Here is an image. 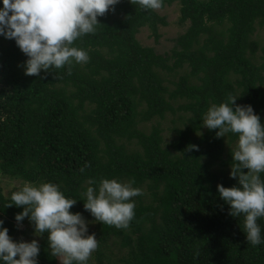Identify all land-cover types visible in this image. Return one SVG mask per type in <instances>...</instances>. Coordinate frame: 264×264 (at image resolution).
<instances>
[{"label": "trees", "instance_id": "1", "mask_svg": "<svg viewBox=\"0 0 264 264\" xmlns=\"http://www.w3.org/2000/svg\"><path fill=\"white\" fill-rule=\"evenodd\" d=\"M173 4L186 29L169 52L136 39L148 28L158 40L165 18L120 0L98 17L94 34L74 43L90 59L71 74L65 66L25 75L27 57L0 37V175L59 185L78 200L70 211L84 218L89 179L134 180L144 194L135 197L129 227L95 225L96 264H264V243L247 242L244 217L230 216L217 191L238 183L230 177L237 137L217 138L202 126L210 105L229 95L264 124V46L252 39L264 25V0H163L162 7ZM168 115L177 119L164 142L158 120ZM9 203L0 187V220L14 240L23 208ZM257 222L264 236V218ZM22 224L40 239L38 264H57L47 234L27 218Z\"/></svg>", "mask_w": 264, "mask_h": 264}, {"label": "clouds", "instance_id": "2", "mask_svg": "<svg viewBox=\"0 0 264 264\" xmlns=\"http://www.w3.org/2000/svg\"><path fill=\"white\" fill-rule=\"evenodd\" d=\"M0 37L14 40L27 57L23 64L25 75L39 76L50 69L86 64L87 51L74 43L88 34H94L98 17L115 10L120 0H0ZM145 11L159 10L163 0H130ZM237 96L229 95L225 102L211 104L202 117V126L216 130V137L235 135L230 177L237 185H217L219 198L229 206V215L244 217L243 232L253 247L264 243L258 224L264 218V124L251 105L236 104ZM235 106V107H233ZM188 150H198L190 145ZM87 167V165H86ZM85 169L81 168L83 172ZM244 170H247L246 172ZM84 209L94 222L127 229L135 217L133 198L143 195L134 180L121 182L102 178L87 181ZM97 185V186H93ZM78 200L67 198L60 186L51 182L25 184L10 195L7 207L15 205L23 211L15 216L17 224L25 218L40 236L47 234L50 254L60 264H88L98 249L95 234H89V222L81 213L70 209ZM40 244L14 241L0 220V264H38ZM18 257V258H17Z\"/></svg>", "mask_w": 264, "mask_h": 264}, {"label": "rangeland", "instance_id": "3", "mask_svg": "<svg viewBox=\"0 0 264 264\" xmlns=\"http://www.w3.org/2000/svg\"><path fill=\"white\" fill-rule=\"evenodd\" d=\"M156 14L158 16L164 17L165 21L167 23V26H158V35L159 39L155 40L152 32L148 28H142L140 29L139 33L136 35V39L138 42L144 46V47H151L155 50L157 54L163 55L167 52H169L172 47L173 43L172 40H174L176 37H178L180 34L184 33L186 26H180L179 25V6L177 4H173L171 6H164L159 10H155ZM253 40H256L260 46H264V25L263 27H256V31L252 37ZM176 116L168 115L165 120H158L160 123L161 128L164 131V142L171 141L172 134L170 133L171 129L173 128V124L171 123V120H176ZM149 125L147 126V129L149 130ZM25 184V182H22L20 180L11 179L4 177L0 175V187L2 188V191L5 196H10L13 191H17L20 188H22ZM135 202L137 200L133 198ZM86 221L89 222V234H95L96 238V229L95 225L97 222H94V217L89 216L85 218ZM29 226L26 224L18 225V231L19 233L15 236L14 241H26L31 242L33 239L40 242L39 238H33L34 236L29 232ZM117 254V251L110 247L109 253ZM94 253L90 257L94 264L96 262L93 259ZM56 263L60 264V261L55 257Z\"/></svg>", "mask_w": 264, "mask_h": 264}]
</instances>
